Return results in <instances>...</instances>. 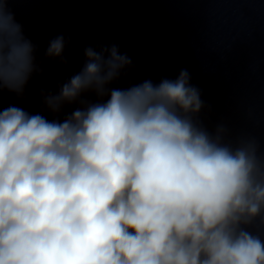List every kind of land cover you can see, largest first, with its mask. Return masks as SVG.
<instances>
[{
	"label": "clouds",
	"instance_id": "clouds-1",
	"mask_svg": "<svg viewBox=\"0 0 264 264\" xmlns=\"http://www.w3.org/2000/svg\"><path fill=\"white\" fill-rule=\"evenodd\" d=\"M9 2L0 96L25 99L43 69ZM65 46L57 36L45 56L67 63ZM84 57L55 93L40 89V112L0 108V264H264L250 230L264 226L259 143L194 119L203 101L186 69L121 89L133 61L117 45Z\"/></svg>",
	"mask_w": 264,
	"mask_h": 264
},
{
	"label": "water",
	"instance_id": "water-1",
	"mask_svg": "<svg viewBox=\"0 0 264 264\" xmlns=\"http://www.w3.org/2000/svg\"><path fill=\"white\" fill-rule=\"evenodd\" d=\"M7 8L36 45L43 75L25 99L5 91L0 108L40 112V89L55 93L78 73L85 48L115 44L133 66L111 87L174 80L186 69L203 101L194 119L212 135L222 128L225 142L255 139L264 153V0H10ZM61 35L67 63L45 56ZM250 230L264 239L259 219Z\"/></svg>",
	"mask_w": 264,
	"mask_h": 264
}]
</instances>
